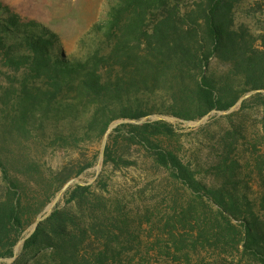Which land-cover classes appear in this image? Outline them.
Instances as JSON below:
<instances>
[{
  "label": "trees",
  "instance_id": "16d2710c",
  "mask_svg": "<svg viewBox=\"0 0 264 264\" xmlns=\"http://www.w3.org/2000/svg\"><path fill=\"white\" fill-rule=\"evenodd\" d=\"M239 1L115 0L96 25L103 46L82 58L65 55L53 31L0 6V62L15 73L0 87V259L13 257L23 239L26 249H50L37 264H264V173L257 176L255 210L228 163L229 187L219 189L173 152L156 151L151 139L171 132L163 120L118 124L103 162H123L114 133L121 128L149 144L155 164L181 186L168 210L108 208L88 186L75 184L65 192L74 208L57 203L39 220L71 177V165L49 171L46 181L35 159L3 156L8 137L37 145L52 137L61 148L101 141L114 121L152 113L143 97L154 93L165 96V113L184 120L227 110L250 91L264 105V34L235 25ZM213 59L226 69H212ZM46 127L53 131L48 137Z\"/></svg>",
  "mask_w": 264,
  "mask_h": 264
},
{
  "label": "rangeland",
  "instance_id": "374dc122",
  "mask_svg": "<svg viewBox=\"0 0 264 264\" xmlns=\"http://www.w3.org/2000/svg\"><path fill=\"white\" fill-rule=\"evenodd\" d=\"M114 1L0 0V6H8L19 17L34 20L53 31L65 55L82 58L103 46L96 25L104 20ZM183 3L189 6L193 0H184ZM0 14L5 15L3 11ZM234 22L253 34H264V0H240L234 7ZM210 66L219 71L226 69L215 59L211 60ZM13 73L12 69L0 62V87L6 86ZM254 93H246L227 110H211L193 120L165 113V96L162 93L146 95L143 98L149 106L154 107V111L139 121H114L101 141H85L74 147L61 148L52 142V137L41 145L27 140L18 143L8 137L3 156L35 159L41 165L46 181L49 171L71 165V177L39 216L47 215L57 203L61 207L74 208L73 202H66L65 192L75 184L88 186L93 193L101 196L108 208L118 206L125 211L140 212L148 207L168 210L182 193L181 186L169 170L155 164L153 147L156 151L160 148L173 152L176 158L194 168L198 178L219 189L229 187L223 172L224 164L228 163L242 180L239 190L248 194L257 210L256 200L261 191L257 176L264 173V105L263 100ZM157 120L169 125L170 134L154 136L151 147L132 139L130 130L121 128L114 133L119 137L117 150L123 162L117 167L103 162L107 136L118 124ZM42 131L45 137L53 134L51 127ZM87 162H92V165L76 174ZM35 182L33 179L30 182L32 190L36 188ZM3 188L0 181V195ZM34 225L27 230L29 233L33 231ZM13 253L11 258L0 259V264H37L48 256L50 249L43 246L26 249L21 239ZM241 264H245L244 261Z\"/></svg>",
  "mask_w": 264,
  "mask_h": 264
},
{
  "label": "water",
  "instance_id": "95a60500",
  "mask_svg": "<svg viewBox=\"0 0 264 264\" xmlns=\"http://www.w3.org/2000/svg\"><path fill=\"white\" fill-rule=\"evenodd\" d=\"M46 215L39 216L38 219L40 220L41 218L45 217ZM35 226V225H34Z\"/></svg>",
  "mask_w": 264,
  "mask_h": 264
}]
</instances>
